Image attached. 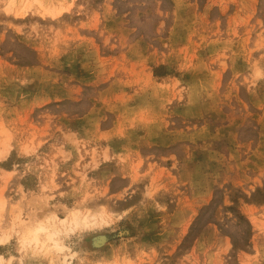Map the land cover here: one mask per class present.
<instances>
[{"label": "rangeland", "instance_id": "obj_1", "mask_svg": "<svg viewBox=\"0 0 264 264\" xmlns=\"http://www.w3.org/2000/svg\"><path fill=\"white\" fill-rule=\"evenodd\" d=\"M12 2L0 264H264V0Z\"/></svg>", "mask_w": 264, "mask_h": 264}, {"label": "bare ground", "instance_id": "obj_2", "mask_svg": "<svg viewBox=\"0 0 264 264\" xmlns=\"http://www.w3.org/2000/svg\"><path fill=\"white\" fill-rule=\"evenodd\" d=\"M9 2H12L13 0H8ZM29 1V0H28ZM34 2L35 1H37V0H33ZM31 2V1H30ZM13 3V2H12ZM41 5V4H40ZM43 5V4H42ZM42 5H41V7H42ZM28 6V4L26 3L24 6H23V8H22V10H25V8ZM45 6V5H44ZM39 10H40V8H39ZM61 12V9H56V8H49V7H42L41 8V13L43 14V15H49V16H55V15H57V14H59ZM72 218H74V217H72ZM85 218H87V217H85ZM89 219V218H88ZM73 223H75V224H77L78 223V220L76 219V218H74L73 220H71ZM88 220L87 219H82V222L84 223V224H87L86 222H87ZM90 222V221H89ZM88 222V223H89ZM45 228V227H44ZM43 228V226L41 227V226H38V228L36 227V229H35V233H34V235H35V237H36V233L38 232V231H43V230H45ZM38 235V234H37ZM48 235V234H47ZM51 235V234H50ZM47 237V236H46ZM48 237H49V235H48ZM51 237V236H50ZM33 239H36V238H33ZM55 242V241H54ZM56 243V242H55Z\"/></svg>", "mask_w": 264, "mask_h": 264}]
</instances>
